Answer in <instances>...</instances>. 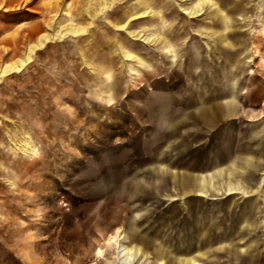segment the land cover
Instances as JSON below:
<instances>
[{
	"label": "rangeland",
	"instance_id": "obj_1",
	"mask_svg": "<svg viewBox=\"0 0 264 264\" xmlns=\"http://www.w3.org/2000/svg\"><path fill=\"white\" fill-rule=\"evenodd\" d=\"M213 1L224 19L210 6L189 19L187 2L174 0L0 3V264H264L259 195L169 201L159 182L167 175L152 171L197 173L232 145L254 150L264 122V0ZM145 9L159 15L129 19ZM225 26L241 45L210 49ZM191 58L208 65L200 81L187 76ZM232 89L234 116L210 130L178 123L201 105L223 106ZM254 198L261 228L241 233L236 216ZM204 219L214 252L196 263L172 258Z\"/></svg>",
	"mask_w": 264,
	"mask_h": 264
},
{
	"label": "crops",
	"instance_id": "obj_2",
	"mask_svg": "<svg viewBox=\"0 0 264 264\" xmlns=\"http://www.w3.org/2000/svg\"><path fill=\"white\" fill-rule=\"evenodd\" d=\"M8 1L9 0H1L0 3ZM23 1L25 2V0ZM154 1L155 4L168 2V0ZM174 1L183 3L184 0ZM191 4L192 7H189ZM215 5L216 4L213 0H192L187 2V10L193 14L194 18H197L203 14L202 11L205 6H210L214 7L215 9L213 14L214 17L223 18L224 13L221 11V9L215 8ZM154 13L159 12L145 9V11L135 14V16L141 15L140 18L142 19L146 16H149V18H154L155 16L159 15H154ZM127 14L128 13H126V16ZM135 16L132 15L129 19H133ZM223 30H228V33L224 34ZM232 33H234V30L232 31L228 26L221 28L218 33L219 42L214 41L215 43L209 46L210 49L217 47L216 49H224L230 52L231 50L235 51L234 49L241 44L232 41V39L229 37ZM170 48L172 49L171 46ZM174 48L176 49L177 47ZM228 61L230 63L229 74L231 75L232 82L234 83L237 78V75L233 73V70L236 68V57H232L228 59ZM205 66L208 65L204 64L203 60L199 61L197 58H191L190 62L187 64L188 78L195 76L197 80L200 81L207 73L204 72V69H200V67L204 68ZM232 87L234 88V85H232ZM236 97L237 95L232 89L230 94L227 96L228 101L223 106L208 107L201 105L200 107H197V109L191 114L182 118L178 123L182 124L189 122L195 126L201 125L210 130L214 127L217 121H220V119H218L220 116H234ZM253 135V151H251V149L245 148V152H243L239 149L237 144L232 145L233 147H231V149L226 152L222 159L215 157L213 160L206 161L207 166L200 168L197 173L186 171L182 174H178L164 165L152 167V171L156 173V175H167L165 179L159 181L163 184L160 188V191L163 193L162 197L170 201L175 199L174 193H178L179 197L194 194L202 198H209L211 194L221 197L231 195L248 197L254 194L259 195L260 199L264 200V122L261 123L257 128H254ZM218 136L219 142H221L222 135L219 134ZM259 204L258 198H254V206L249 205L246 207V204L240 206L239 214L236 216L235 226L237 225L239 229H244L241 231V233L244 231L255 233L261 228L260 225L262 223L256 220L259 214L258 211H260ZM205 220L206 219L195 221L193 226L194 229H191L194 233H196L194 236L187 238L182 237L178 239V243L174 246V248L172 247V250L170 251L172 258L192 259V262L195 261L196 257H199L200 259H206L214 252L212 249L206 246L205 240H202V237L206 233ZM206 221L213 222L214 219L208 218ZM238 228L237 230H239ZM237 230L234 231L233 235L240 234V232ZM156 237L157 236H153L152 238L156 239ZM179 244H185V246L181 249V255L176 257L175 254L180 253ZM194 249L195 253L191 254ZM217 251L220 252L222 249H218ZM230 251V256L234 261H237L239 257L238 251L235 250L233 246H231ZM245 252L246 251H243V253Z\"/></svg>",
	"mask_w": 264,
	"mask_h": 264
},
{
	"label": "bare ground",
	"instance_id": "obj_3",
	"mask_svg": "<svg viewBox=\"0 0 264 264\" xmlns=\"http://www.w3.org/2000/svg\"><path fill=\"white\" fill-rule=\"evenodd\" d=\"M188 2V1H192V0H184L183 2ZM181 6V5H180ZM197 7V6H196ZM183 8V7H182ZM180 9V11L182 12V14H184L185 16H187L189 19H193L194 17H193V14L191 13V12H189L187 9ZM220 12V11H219ZM147 13V12H146ZM144 14V13H143ZM148 14V13H147ZM155 14H159V13H154V15ZM135 16V15H134ZM140 16L141 15H136L135 17H133V19H135V20H137V19H139L140 18ZM153 16V15H152ZM144 17V16H143ZM162 25H166V23H165V21H163L162 20ZM165 28V27H164ZM119 31H125V27H119V28H117ZM127 30V29H126ZM129 31V30H128ZM129 33V32H128ZM132 37H133V39H138V38H141L142 39V41H145L146 39H143V36L142 35H140V33L139 32H133V35H132ZM157 40H159V39H157ZM139 41V40H138ZM141 41V42H142ZM160 43H161V41H159ZM168 52H172V49L171 48H169L168 49ZM27 59V58H26ZM28 61V60H27ZM26 61V62H27ZM10 69H15L16 70V68L14 67V68H10ZM9 69V70H10ZM125 237V236H124ZM132 239H134V238H132ZM119 240L120 239H118V238H112V241L117 245V248H118V252H120L121 251V246H120V244H119ZM128 241H129V239H128ZM130 242V241H129ZM167 258V257H166ZM162 260V259H161ZM160 261V260H159Z\"/></svg>",
	"mask_w": 264,
	"mask_h": 264
}]
</instances>
